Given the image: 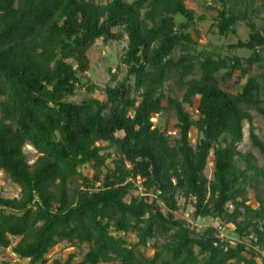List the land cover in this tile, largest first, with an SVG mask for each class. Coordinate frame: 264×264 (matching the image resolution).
Returning <instances> with one entry per match:
<instances>
[{"label": "trees", "instance_id": "1", "mask_svg": "<svg viewBox=\"0 0 264 264\" xmlns=\"http://www.w3.org/2000/svg\"><path fill=\"white\" fill-rule=\"evenodd\" d=\"M96 1L0 0V171L20 192L0 196V249L29 264H264V169L239 150L247 131L264 156L253 116L264 119V3L206 7L219 37L245 23L247 39L227 45L245 58L199 50L190 30L206 17L188 0ZM98 41L125 43L119 72L108 70L112 81L124 76L103 98L86 76ZM235 73L239 91L230 92ZM195 100L196 117L186 109ZM165 111L177 119L176 139L153 122ZM26 146L38 154L32 164ZM180 199L193 221L218 227L177 218ZM230 227L234 241L222 234ZM63 243L87 252L51 261Z\"/></svg>", "mask_w": 264, "mask_h": 264}, {"label": "rangeland", "instance_id": "2", "mask_svg": "<svg viewBox=\"0 0 264 264\" xmlns=\"http://www.w3.org/2000/svg\"><path fill=\"white\" fill-rule=\"evenodd\" d=\"M112 0H97L96 2L99 4H106ZM133 1V0H128ZM250 1V0H247ZM206 3V6H205ZM264 3V0H255L254 4L257 7H260L261 4ZM189 9H194L197 12V16H204L206 19L202 22L197 21L194 27L190 30L193 37L198 40L200 43L199 50L200 51H217L224 55H236L239 57H248L250 53L245 50L239 51H229L227 49V45L236 43L238 40H246L248 36V31L245 23H239L237 26V35H230L227 38H222L217 35L216 27H213V19L216 17V13L210 10H207V6L215 5L213 0H188L186 3ZM216 6V5H215ZM218 6V4H217ZM264 18V9L261 13L258 14L257 23L262 25ZM177 21H182V18L177 17ZM125 47V43L114 42L111 44L105 45L103 42L98 41L96 45L89 51L88 56L90 58V70L86 74L88 77L89 84H93L96 86V92L94 93L95 97L103 98V91L108 86H114L117 81H119L124 76V70L121 71L119 77L116 81L111 80V75L108 70L112 68V73H117L118 66L120 65V56L123 53V48ZM260 71L255 70L254 75H259ZM239 73H235V76L232 80H228L226 82V89L230 92L239 91V87H234L233 83L237 79ZM247 78L241 80V85L246 82ZM172 89L174 90V96L181 100L183 92L176 88L172 83ZM168 84V85H169ZM166 85V86H168ZM85 92L83 91L80 95L74 98L75 101H79L82 99ZM167 103L164 101V106ZM198 100L194 101L193 106H186L187 111L195 115L197 112ZM255 120V128L261 140L264 142V119L261 118L258 114L253 113ZM153 122L155 125H159L164 130L167 129V133L172 139L178 138V131L176 129L177 119L175 117L174 112L165 111L160 116H155L153 118ZM198 138V134L196 130H193L191 133V142L195 145ZM239 150L243 153H247L252 151L256 156V162L259 167L264 169V156L260 155L258 152L252 150L249 142H248V134L247 131L244 135V140L239 147ZM25 152L27 154V158L30 164H32L38 157L37 152L33 150L32 147L26 146ZM108 164L111 165V161H108ZM81 172L89 177H93V171L89 167L82 168ZM105 172V170H104ZM213 174V156L211 155L208 161V165L205 169V175L208 179H212ZM139 190L134 192L133 195H140L142 193V188L139 185ZM20 195L19 188L15 186L9 178L0 171V196L5 198H15ZM250 203L257 207L256 202L254 201V194L250 192ZM129 199V198H128ZM185 201L183 199L179 200V204L181 205L180 210L175 214L177 218H182L190 222L194 227H203L205 228L208 225L218 227V222L212 219H198L197 221H193V208L190 204L185 205ZM233 227H230V230L226 229L222 232L223 236L229 238L231 241L236 239V236L231 232ZM128 240L131 243L136 242V238L134 235H129ZM144 250V249H141ZM87 252V247L83 246L82 251L78 250L76 247H71L68 243H63L52 249L48 255V258L52 261L54 259H60L62 261L66 260L70 254L77 253L78 259L76 261L81 260V257ZM146 256L151 257L153 255V251L148 249L145 251ZM29 264L28 260H21L18 256L12 253L10 249H0V264ZM48 264H51L48 263Z\"/></svg>", "mask_w": 264, "mask_h": 264}]
</instances>
